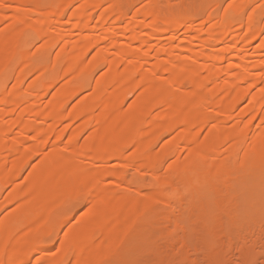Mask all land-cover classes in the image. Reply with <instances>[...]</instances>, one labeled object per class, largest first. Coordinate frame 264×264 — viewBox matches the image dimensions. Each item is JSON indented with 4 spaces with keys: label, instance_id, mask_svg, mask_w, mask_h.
<instances>
[{
    "label": "bare ground",
    "instance_id": "bare-ground-1",
    "mask_svg": "<svg viewBox=\"0 0 264 264\" xmlns=\"http://www.w3.org/2000/svg\"><path fill=\"white\" fill-rule=\"evenodd\" d=\"M173 1L0 0V264H179L195 248L218 264L235 238L244 258L235 215L264 213V0ZM166 195L188 197L201 234L218 224L195 240L171 208L139 228ZM170 222L179 259L145 262Z\"/></svg>",
    "mask_w": 264,
    "mask_h": 264
},
{
    "label": "rangeland",
    "instance_id": "rangeland-1",
    "mask_svg": "<svg viewBox=\"0 0 264 264\" xmlns=\"http://www.w3.org/2000/svg\"><path fill=\"white\" fill-rule=\"evenodd\" d=\"M188 1V0H187ZM145 1H143L142 2V4L144 3ZM173 2H176V0L175 1H173ZM189 2V1H188ZM227 2V0H223V3L225 4ZM163 3V2H162ZM162 3H160V4H162ZM174 5L176 4V3H173ZM172 5V4H171ZM159 6H161V5H159ZM167 5H165V7H166ZM161 7H163V6H161ZM258 12V11H257ZM257 12H255L256 13V17L257 16H259V14L257 13ZM259 17H261V16H259ZM258 18V17H257ZM45 55V53L44 52H42V53H40L39 55ZM41 55V56H42ZM41 56H38V57H41ZM9 85H11V82H9L8 83ZM130 99H132L131 98V96H129V98H127L126 99V103L127 102H129V101H131ZM152 153H154V151L152 152ZM163 158H164V160H163V162H164V164L162 163V166H161V169L160 170H166L167 169V166H168V164H169V162H170V160H171V156H167V155H163ZM131 170H133V169H131ZM131 170H129V172H127V176L126 177H128V175H134V173L136 172L135 170V172L134 171H131ZM129 173V174H128ZM140 174V173H139ZM135 176H137V175H135ZM139 177V176H138ZM176 177L177 178H179V177H182V173H178V174H176ZM130 178V177H129ZM128 178V179H129ZM141 178V177H140ZM143 178H144V180L147 182V183H151L154 179L152 178V176L151 175H149V173H146V174H144L143 175ZM131 179V178H130ZM143 180V181H144ZM236 184H238V183H236ZM206 187H205V189H204V191H205V193H213V192H215L216 190V188L212 185V184H207V185H205ZM262 195H264V193H261ZM187 194H185L184 196H186ZM185 198H188V197H182L181 199L176 195H166V196H164V197H162V198H157L156 200H155V202H154V204L152 205L153 207L151 208V209H147L146 207H142L141 209H140V211H139V214H138V218H137V226H138V224H139V228H145V229H143V230H148V229H153L152 227L153 226H158L160 223H162L161 221L162 220H160V218L162 219V217H161V214L162 215H164V214H167V213H164L163 214V212L164 211H168V213H170V212H173V213H176L177 211V213H179L180 212V210H183V211H181V212H183V213H186V216L183 214V213H181L180 212V214L179 215H182V216H184L183 218L185 219L186 217H187V215H189L190 217H192L191 219H192V221H195V219H193V218H195V217H197V215L196 216H192L191 214L192 213H196L197 212V208H192L193 207V204H191V206L192 207H189V209H187L186 210V208H188V207H186V208H182V206H184L183 204H184V202H186V203H188L189 201H187V200H185ZM180 199V200H179ZM182 200V201H181ZM181 203V204H180ZM246 205H249V204H246ZM245 205V206H246ZM256 205H258V204H256ZM179 206H181L180 208H179ZM185 206H190V205H185ZM184 206V207H185ZM251 206H253L252 204H251ZM259 206V205H258ZM10 207V206H9ZM9 207H7L5 210H3L2 211V213L3 214H5V212L7 211V209L9 208ZM174 207L177 209V210H175L174 209ZM195 207H197V206H195ZM225 207H228V206H225ZM11 208V207H10ZM172 208V210H174V211H176V212H174V211H172V210H170ZM258 207H249V206H247V207H245L242 211H240V212H236L237 214L235 215L236 216V218L238 219V223H241L242 222V227L241 226H238V227H233V228H235L234 229V231H232V232H235V230L237 229V228H239L238 230H242V229H240V227L241 228H243V226H245L246 228V230L247 231H245L244 229V232L245 233H243V230L242 231H239V232H242L243 233V236L245 237V239L243 240V243H242V245H241V247L243 246L244 248H242V250H244L243 252H244V258L242 257V253L240 254V249H237V246L235 247L234 245L236 244L235 243V241H237L236 240V238H235V241L234 242H232V244H230V246L228 245V249H226V248H224V249H226V250H224L223 248H220V249H217V251H215V252H217L218 253V256H219V262H218V264H264V213H262V211H258V209H257ZM84 209V208H83ZM82 209V210H83ZM191 209V210H190ZM9 210L10 209H8V211H7V213L6 214H8V212H9ZM82 210H80L79 211V213L82 211ZM184 210H185V212H184ZM194 210H196V211H193ZM188 212H191V213H188ZM176 213V214H177ZM78 215V213L76 214V216ZM195 215V214H194ZM181 216V217H182ZM188 216V217H189ZM240 216V217H239ZM188 217H187V219H188ZM73 218H74V220H76V218L77 217H75V216H73L70 220H73ZM183 219V221H186L187 219H185L184 220ZM191 219H188V221L189 220H191ZM196 219H198V218H196ZM188 221H186V223H188ZM212 221V220H211ZM214 221H216V220H214ZM199 222L200 223H202L201 221H198V220H196L195 222H194V224H192L193 222H191V224H189L190 225V227L188 226V224H187V228L186 227H184L185 229V231H186V229H189V228H191V226H192V228H194V226L198 223L199 224ZM171 223V222H170ZM212 223H213V221H212ZM211 222H209L208 223V226H205L206 224H204V225H201V226H204V229H203V234L204 235H206V236H208L209 234L208 233H211V232H209V230H210V228H209V226H213V225H217L218 224V221H216V222H214V224H212ZM216 223V224H215ZM167 224V229H168V232H170V231H174L175 233H174V235L173 234H171L170 236H172V237H168V236H166V237H164V238H162V239H160L159 241H158V237H157V242H155L154 243V241H152V240H146L147 242H145L143 245L141 244V246L142 247H139L138 249L139 250H141V254L142 255H145V254H147V256L146 257H143L142 255V259L144 258V261L146 262V260L148 261V259L149 260H152V259H155V260H157L158 258H164V259H166V260H168V259H170V257L171 256H173L172 258H175L176 256H178V257H176L175 259H179V255L180 254H178L179 252H180V250H182L183 249V244L182 243H180V240H181V242H182V238L184 237L183 235H181L182 233H184L185 231L183 230V228H180V227H178L179 229L178 230H175V229H172V228H175L176 226L175 225H173L172 223L171 224H168V223H166ZM203 224V223H202ZM172 225L173 226H175V227H172ZM186 226V225H185ZM198 226H200V225H198ZM198 226H196V228H194V229H192V230H194V232L195 233H197L196 231H200L201 229H202V227L201 228H199ZM161 227V226H160ZM214 227V226H213ZM213 227H211V228H213ZM232 228V227H231ZM158 229V228H157ZM182 229V230H181ZM141 230V229H140ZM170 230V231H169ZM190 230V229H189ZM192 230H190V231H192ZM233 230V229H232ZM177 231V232H176ZM182 231V232H181ZM184 231V232H183ZM211 231H212V229H211ZM237 231V230H236ZM238 232V231H237ZM173 233V232H172ZM186 233V235L185 236H187V234H192L191 232H189V231H186L185 232ZM184 233V234H185ZM195 233H193L192 235V237L191 238H193V237H195V240H199V239H201V237L199 238V236H204L203 234H201V232H199V234H201V235H199L198 236V234H195ZM241 233V234H242ZM236 236H238V235H241V234H236V232L234 233ZM169 235V234H168ZM175 235H177L178 236V238L180 239L181 238V236H183L180 240L179 239H177V236H175ZM180 235V236H179ZM189 235V236H190ZM174 236H175V238H174ZM188 236V237H189ZM197 236V237H196ZM210 236H211V234H210ZM161 238V237H160ZM170 238V239H169ZM171 238H174L175 240H172ZM209 237H206V238H204L203 240H200V244L202 245L203 243H202V241L204 242V243H207L206 241H209L210 239H208ZM211 238V237H210ZM238 238V237H237ZM241 238H243V237H241ZM207 239V240H206ZM239 240H240V238H238ZM177 240V241H176ZM179 240V241H178ZM192 240V239H191ZM194 240V241H195ZM206 240V241H205ZM232 240H234V238L232 239ZM150 241V242H149ZM193 241V240H192ZM193 241V242H194ZM210 242V241H209ZM237 242H239V241H237ZM196 243H198V242H196ZM233 243H235L234 245H233ZM179 244H181V245H179ZM239 245V244H238ZM54 246H56V245H54ZM199 249V248H198ZM179 250V251H178ZM197 250V248H195V250H194V252L193 253H190L189 255H188V257L186 256L185 257V259H182V260H178V262H179V264H195V262H193L194 260H195V258H196V261H198L200 264H201V262H203V261H207V260H205V259H208V258H205L204 260H203V258L204 257H202V258H199L198 256H202V255H205L206 253L205 252H202V251H200V250H203V248H201V249H199V251H196ZM178 251V252H177ZM193 251V250H192ZM203 251H205V250H203ZM242 252V251H241ZM144 253V254H143ZM203 253H205V254H203ZM171 254V255H170ZM195 255V256H194ZM193 257V258H192ZM160 258V259H161ZM168 258V259H167ZM197 258H199L198 260H197ZM161 259V260H162ZM163 259V261H165ZM200 259H201V261H200ZM159 260V259H158ZM143 261V260H142ZM154 263H156L155 261H153ZM152 262V263H153ZM158 262V261H157ZM167 262V261H166ZM151 262L149 263V262H147V264H152ZM163 263V262H162ZM161 263V264H162ZM199 263H197V264H199ZM204 263H207V264H209L210 263V261H209V259H208V262H204ZM167 264H169V263H167Z\"/></svg>",
    "mask_w": 264,
    "mask_h": 264
}]
</instances>
